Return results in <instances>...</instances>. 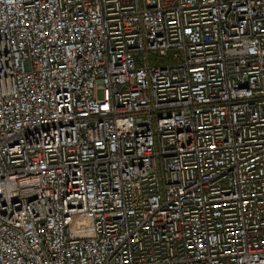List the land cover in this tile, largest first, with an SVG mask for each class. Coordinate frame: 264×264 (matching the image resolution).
Listing matches in <instances>:
<instances>
[{"label":"built area","instance_id":"built-area-1","mask_svg":"<svg viewBox=\"0 0 264 264\" xmlns=\"http://www.w3.org/2000/svg\"><path fill=\"white\" fill-rule=\"evenodd\" d=\"M0 264H264V0H0Z\"/></svg>","mask_w":264,"mask_h":264}]
</instances>
